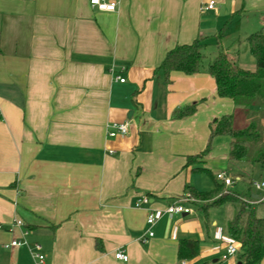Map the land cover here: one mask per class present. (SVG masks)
<instances>
[{"label": "crops", "instance_id": "1", "mask_svg": "<svg viewBox=\"0 0 264 264\" xmlns=\"http://www.w3.org/2000/svg\"><path fill=\"white\" fill-rule=\"evenodd\" d=\"M210 1L119 0L115 12H100L89 0H0V264H38L36 243L41 264H244L223 258L231 205L225 223L224 206L209 224L195 205L165 213L187 186L207 191L197 175H210L194 167L225 171L249 187L241 193L258 194L253 165L229 162L228 138L215 139L204 164L186 166L205 148L209 123L234 109L217 96L208 64L219 50L229 54L228 37L247 43L264 28V0L203 9ZM197 38L206 43L200 71L166 81L167 53ZM193 102V115L173 117ZM123 121L128 133L110 137L109 124ZM143 196L148 203L137 206ZM151 212L154 235L140 242ZM14 239L29 246H7ZM187 239L199 252L180 259Z\"/></svg>", "mask_w": 264, "mask_h": 264}, {"label": "trees", "instance_id": "2", "mask_svg": "<svg viewBox=\"0 0 264 264\" xmlns=\"http://www.w3.org/2000/svg\"><path fill=\"white\" fill-rule=\"evenodd\" d=\"M204 41L203 38H197L190 44L177 45L167 53L159 66L166 81H169L173 71L187 75L200 71L205 57ZM247 45L255 59L254 71L241 67L235 57L222 50L208 64L207 73L214 78L217 96L232 101L234 109L231 113L215 117L209 123L207 144L198 154L188 156L187 167L204 164L213 149L215 139L226 137L230 141L229 162H248L264 169V130L260 129L258 122L251 116L254 106H264V28L251 33L247 37ZM197 106L196 102L183 105L174 111L173 117L185 119L197 111ZM241 115L244 116L242 125L238 119ZM244 120L248 122L245 123ZM192 169L206 172L214 181L213 188L207 191L187 186V191L196 200L194 205L202 211L205 222L209 224L212 209L231 205L234 214L228 221L226 230L228 236L240 244L239 259L244 264H261L264 259V214L257 215L252 206L244 201L249 195L225 187L208 169L200 166ZM197 200L202 203L197 204ZM198 252V241L187 239L179 242L180 259L193 258Z\"/></svg>", "mask_w": 264, "mask_h": 264}, {"label": "built area", "instance_id": "3", "mask_svg": "<svg viewBox=\"0 0 264 264\" xmlns=\"http://www.w3.org/2000/svg\"><path fill=\"white\" fill-rule=\"evenodd\" d=\"M89 3L92 8H95L100 12H115L117 10L119 0H89ZM215 4H216L215 0H211L206 6L203 7V9H210V10L214 9ZM118 79L121 82L125 81V78L122 77H118ZM0 118H1V110H0ZM129 125H130L129 121L112 122L111 124H109L108 135L113 138L120 135H126L129 131ZM111 153L114 152L111 151ZM215 176L219 182L225 185V187H230L234 183V179L231 178L225 171H220L216 173ZM252 186L257 190L258 194L256 195V197L244 198V201L251 206H254L257 203H263L264 179L253 182ZM195 202L196 200L190 195V193H187L185 195L180 196L174 202L169 204L165 209V213L169 217H173L176 214H190L194 211L193 205ZM142 203H148L147 196H143L136 205L140 206ZM156 219H157L156 215L153 212H151L147 218V223L149 225V228L144 234L140 236L139 238L140 242H146L147 239L151 238L154 235V232L152 231V227L155 224ZM15 225L22 226L23 223L20 220H16ZM233 242L227 245L226 254L223 255L224 259H227L228 257L234 256L238 253L236 246ZM21 245L29 246L28 241L25 239L23 240L14 239L7 246H21ZM40 250H41V245L36 243L34 245L33 258L36 260L38 264L43 263L45 259V256L40 253ZM115 257L123 261H128L129 259L128 255L124 252V250H118L115 254Z\"/></svg>", "mask_w": 264, "mask_h": 264}, {"label": "rangeland", "instance_id": "4", "mask_svg": "<svg viewBox=\"0 0 264 264\" xmlns=\"http://www.w3.org/2000/svg\"><path fill=\"white\" fill-rule=\"evenodd\" d=\"M226 40L228 43L227 49H228L229 55L231 57H236V56L239 57V63L243 68H246V69L256 68L255 59L252 56V54L248 48L246 40H242V42H240L237 39H235V38L231 39L230 37H228ZM252 109H253L252 112H254V113L251 114V116H253L254 119L258 122L260 129L264 130V128H261L262 126H264V122H263L264 121V106H262L261 108L254 106ZM238 119L240 121L239 124L242 125V123H243L242 121L244 119V116L241 115L238 117ZM247 122L245 121V123H247ZM237 124H238V122H237ZM222 138H223V140H228L226 137H222ZM247 166H249V165H247ZM249 168H251L250 171L252 173H250V178L248 180L252 179L254 182H256V181L260 180L261 175H262V177H264V169L260 165H258V164L253 165V167H249ZM197 178L200 180V185H201V187H203V190H206V189L210 190L212 188V179L210 176L205 175V174L204 175L198 174ZM246 180H247V178H246ZM252 187H251V192L254 194H257V190L254 187L253 188ZM229 188H231L232 190L239 192V193L245 191L247 194H249V192H250V190H248L249 187L244 188V182H242V181L238 182L235 185H232ZM198 203H202V201L197 200V204ZM255 207H256L255 208L256 214L262 216L264 214V204L257 203ZM227 208L232 209L230 205H226L222 208L221 211H218V212H221L219 217L222 219L223 223H225L224 222L225 219L230 217L229 212L226 211V210H228ZM233 243L235 244L236 249L238 251V254H236L238 256L240 254V251H241L240 244L237 242H233ZM238 259H239V256H238Z\"/></svg>", "mask_w": 264, "mask_h": 264}, {"label": "water", "instance_id": "5", "mask_svg": "<svg viewBox=\"0 0 264 264\" xmlns=\"http://www.w3.org/2000/svg\"><path fill=\"white\" fill-rule=\"evenodd\" d=\"M131 113H132V112L129 113V117L131 116ZM255 197H256V196H255Z\"/></svg>", "mask_w": 264, "mask_h": 264}]
</instances>
